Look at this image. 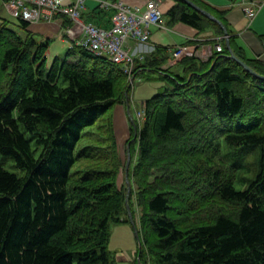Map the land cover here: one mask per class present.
<instances>
[{
    "label": "trees",
    "instance_id": "16d2710c",
    "mask_svg": "<svg viewBox=\"0 0 264 264\" xmlns=\"http://www.w3.org/2000/svg\"><path fill=\"white\" fill-rule=\"evenodd\" d=\"M191 1L231 35L223 13ZM174 2L164 12L168 26L213 30L223 51L207 61L185 56L174 67L163 46L136 59L134 78L152 72L168 84L146 102L143 124L130 109L124 158L114 114L89 129L131 105L123 67L75 43L49 64L53 39H38L28 22L17 30L0 20V154L23 172L0 165V264H117L111 225L130 222L128 205L135 219L141 211L140 264H264V79L231 58L217 22ZM230 40L264 76V63ZM225 145L259 146L255 169L229 159Z\"/></svg>",
    "mask_w": 264,
    "mask_h": 264
},
{
    "label": "crops",
    "instance_id": "0c3cea01",
    "mask_svg": "<svg viewBox=\"0 0 264 264\" xmlns=\"http://www.w3.org/2000/svg\"><path fill=\"white\" fill-rule=\"evenodd\" d=\"M104 0H85V10L82 19L85 22L94 23L102 28L109 29L112 26V18L116 13L115 8L105 10L101 7ZM113 3L122 2L131 7L143 6L151 0H108ZM164 0H162L163 2ZM217 12L224 14V19L231 30V35L244 55L251 60H259L264 63V0H201ZM255 2H261V8L253 19L246 14L247 7ZM162 10L166 13L174 5V0H165ZM30 30L41 36L43 40L63 38V24L59 20L54 22H41L32 24ZM226 38V35H225ZM64 42L65 40L62 39ZM231 41V40H230ZM222 36L213 30L198 32L197 29L178 23L173 27L168 26V18L164 16V26L152 28V34L148 41L141 42L130 38L129 49L131 54L140 59L152 55L157 46L167 47L172 57L173 52L185 48L188 56H196L202 61H207L215 52L216 46L222 44ZM227 46V39L224 41ZM175 63L172 64V66ZM174 67V66H173ZM176 68V67H175ZM143 101L141 103H146ZM125 105H118L114 112V127L117 142L120 149H124L131 136V116Z\"/></svg>",
    "mask_w": 264,
    "mask_h": 264
},
{
    "label": "built area",
    "instance_id": "2783aa9c",
    "mask_svg": "<svg viewBox=\"0 0 264 264\" xmlns=\"http://www.w3.org/2000/svg\"><path fill=\"white\" fill-rule=\"evenodd\" d=\"M10 14L29 24L54 22L62 24L65 19L71 25L64 27L63 34L71 43L81 46L98 57H107L115 64L121 65L124 72L133 77L136 57L129 50L130 38L146 42L151 37L152 26H164V11L162 0H151L143 6H129L122 2L113 3L108 0L101 2L105 10L115 8L109 29L82 19L85 10V0H0ZM261 2L250 4L246 14L253 19L261 8ZM218 52L223 51L221 45L216 46ZM188 56L186 49L173 52L168 65H172L183 57ZM140 60H144L141 57ZM168 65L166 67H168ZM165 67V68H166ZM145 114H138L141 121ZM139 226V224H138Z\"/></svg>",
    "mask_w": 264,
    "mask_h": 264
},
{
    "label": "rangeland",
    "instance_id": "374dc122",
    "mask_svg": "<svg viewBox=\"0 0 264 264\" xmlns=\"http://www.w3.org/2000/svg\"><path fill=\"white\" fill-rule=\"evenodd\" d=\"M165 2V0L163 1ZM162 2V7L164 8ZM7 20L11 26H13L15 29L18 30V27L16 25L18 24L19 20L14 18L8 9L3 5V3L0 1V20ZM63 22V29L64 26ZM62 24V23H61ZM69 26V25H68ZM36 37L38 39H42L40 35L37 33ZM65 35V34H61ZM59 37V36H58ZM53 38V42L47 52V58L48 63L52 64L53 60L56 57H59L60 59L63 58L66 54V51L72 45L71 41L68 40V38H62L65 40V42L61 38ZM132 83V89L130 92V102L129 104H124L127 106L132 116L139 120L140 123H144L141 118H139L138 114H145L146 110V103H141L143 101H149L152 98H154L156 95L162 93L165 87H167L168 82L165 79H162V76L156 73L152 72H142L139 75H137L135 78L134 76L131 78L129 77ZM151 109L154 110V106H151ZM116 112L115 109H110L107 114L103 115L92 128H89L91 131L98 130L100 126L104 124V119L110 117L111 114H114ZM140 112V113H139ZM115 129V127H114ZM84 143H80L76 154L79 153V151L82 149V146ZM224 150L226 152H230V158L232 161H238L240 164H244L245 166L252 165L253 169H255V164L258 163L260 158V147L256 145H246L241 147H228V145L224 146ZM123 152V158L125 157L124 153L126 150V146H124V149H120ZM39 153L37 154V156ZM0 165L3 166L5 169L12 173H16L18 175H23V172L21 169L16 165V163L9 157H6L2 154H0ZM78 166H76V169ZM75 169V168H74ZM250 179L255 177V173H246L244 174ZM243 175V176H244ZM125 176L124 174L120 175L119 178V185L121 186L124 183ZM239 187V186H238ZM140 215L141 211L140 209L137 210L136 214V221L137 224L140 223ZM111 231H112V237L110 242V249L116 254L117 256V264H140V245L139 241L136 236L135 228L132 225L131 222H121V223H113L111 225ZM149 238V237H148ZM150 239V238H149ZM151 239L154 240V236H151ZM150 264H156L155 261H151Z\"/></svg>",
    "mask_w": 264,
    "mask_h": 264
},
{
    "label": "water",
    "instance_id": "95a60500",
    "mask_svg": "<svg viewBox=\"0 0 264 264\" xmlns=\"http://www.w3.org/2000/svg\"><path fill=\"white\" fill-rule=\"evenodd\" d=\"M185 2H187L189 5H191L194 9L198 10L199 12L203 13L205 16H207L208 18H210L211 20L217 22L222 28L223 30L225 31V35H226V39H227V48L228 50L230 51L231 53V58L238 61L240 64H242L246 70H248L250 73H252L253 75L261 78V79H264V76L262 75H259L257 74L255 71H253L246 63H244L243 61H241L233 52V48L231 46V41H230V34L227 30V28L225 27V25L219 20L217 19L213 14H211L210 12L206 11V10H203L201 9L198 5H196L194 2H192L191 0H184ZM132 122H134L132 120ZM135 125V123H133ZM130 161H131V154H130V150H128V162H127V168L128 166L130 165ZM130 193H131V185L129 184L128 186V194H127V203L129 202V197H130ZM128 211H129V219H130V222L132 223V225L134 226L135 228V232H136V236H137V239L139 241V245L141 247L142 245V241H141V237H140V234H139V231H138V225H137V222H136V219L131 211V208H130V205H128Z\"/></svg>",
    "mask_w": 264,
    "mask_h": 264
},
{
    "label": "bare ground",
    "instance_id": "6f19581e",
    "mask_svg": "<svg viewBox=\"0 0 264 264\" xmlns=\"http://www.w3.org/2000/svg\"><path fill=\"white\" fill-rule=\"evenodd\" d=\"M155 27V26H152V28ZM152 28H151V34H152ZM130 50V49H129ZM107 58V57H106ZM140 113V112H139Z\"/></svg>",
    "mask_w": 264,
    "mask_h": 264
}]
</instances>
